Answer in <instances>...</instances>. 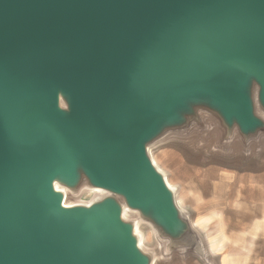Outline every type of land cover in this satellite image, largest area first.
<instances>
[{
    "label": "water",
    "instance_id": "obj_1",
    "mask_svg": "<svg viewBox=\"0 0 264 264\" xmlns=\"http://www.w3.org/2000/svg\"><path fill=\"white\" fill-rule=\"evenodd\" d=\"M172 140L261 165L264 0H0V264L215 263Z\"/></svg>",
    "mask_w": 264,
    "mask_h": 264
},
{
    "label": "crops",
    "instance_id": "obj_2",
    "mask_svg": "<svg viewBox=\"0 0 264 264\" xmlns=\"http://www.w3.org/2000/svg\"><path fill=\"white\" fill-rule=\"evenodd\" d=\"M220 170L222 173L215 179L191 182L188 202L200 212L204 222L218 228L221 249L243 251L234 257L223 253L222 264L264 263V251L258 250L262 246L260 241H264V160L255 167ZM257 237L260 241L253 242ZM210 247L214 251L219 248L215 241Z\"/></svg>",
    "mask_w": 264,
    "mask_h": 264
},
{
    "label": "rangeland",
    "instance_id": "obj_3",
    "mask_svg": "<svg viewBox=\"0 0 264 264\" xmlns=\"http://www.w3.org/2000/svg\"><path fill=\"white\" fill-rule=\"evenodd\" d=\"M223 157L224 156L214 154L209 149H203L201 146L197 145L196 142L191 141L183 142L172 140L152 151V158L156 162L157 166L167 174L170 185L178 187L179 202H181V206L184 209L188 208L193 213L195 225L197 226V229L205 235L208 247H210V243L213 241L218 244V250L215 249L214 251L210 247V259L215 262L213 263L211 260L213 264H222L221 260L223 259V253L227 252L230 256L234 257L240 255L243 251L236 250L235 248L232 250H223L220 248V239L222 240L220 231L216 226L208 225L204 222L203 217L199 214L200 212L198 213L192 208V203L188 202V187H190L191 182H200L206 178L215 179L219 173H222L220 168H225V170L230 169L232 167L230 165L231 163L228 162L227 159L223 160ZM90 197L91 195H87V199ZM139 227V232L143 237L144 247L157 254V260L154 264H206L192 255L188 257L175 255L170 258L160 256V249L157 244L158 241L156 240V235L153 229L144 223H142ZM258 237L253 242L257 243L260 241L259 239L261 238ZM224 241L225 245L227 243V239H224ZM260 243L262 246L258 247V250L259 252H263L264 241L261 240Z\"/></svg>",
    "mask_w": 264,
    "mask_h": 264
}]
</instances>
